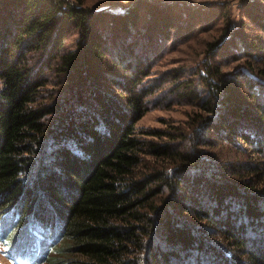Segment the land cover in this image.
I'll return each instance as SVG.
<instances>
[{"label": "trees", "instance_id": "obj_1", "mask_svg": "<svg viewBox=\"0 0 264 264\" xmlns=\"http://www.w3.org/2000/svg\"><path fill=\"white\" fill-rule=\"evenodd\" d=\"M178 1L16 0L6 25L7 8L0 237L10 247L21 229L47 264H264V19L254 0H240L242 17L227 16L197 63L163 80L192 107L184 126L136 128L160 84L156 57L200 24Z\"/></svg>", "mask_w": 264, "mask_h": 264}, {"label": "rangeland", "instance_id": "obj_2", "mask_svg": "<svg viewBox=\"0 0 264 264\" xmlns=\"http://www.w3.org/2000/svg\"><path fill=\"white\" fill-rule=\"evenodd\" d=\"M10 1V2H9ZM16 0H5L7 7L4 2L0 0V33L5 30V19L4 13H7V8L10 10L12 8L11 18H7L6 25L10 23L14 14H17L20 6L17 7L14 3ZM91 6L97 7H116L117 5H123L126 0H85ZM187 1L193 5L192 10H195L196 20L200 22L194 29L193 34L188 39H178L174 43L167 42L166 48L164 51H161L160 54L156 57L154 61V66L152 70V76H158L159 86L156 92L153 95L149 96L150 102L148 103V110L146 113L137 121L136 128L139 132H146L152 128H160L168 126V124H175L179 126H184L185 121L188 118V114L191 111L192 107L185 103L180 97L176 94H169L168 80L166 79L167 74L175 71L180 72L181 66H191L198 62L199 58L202 57V50L206 47V42L213 38L214 35L219 33L220 25H223L226 21L227 16L229 20L237 22L239 18L242 17L243 11L239 8L241 1L240 0H179ZM255 10H262V12L257 13L259 18L264 19V0L256 2ZM203 8V9H201ZM224 13V17H219V13ZM193 14V17L195 16ZM185 16L184 18H187ZM191 21V18L188 19ZM186 20V21H188ZM4 27V29H3ZM124 35V34H123ZM123 35L118 38L121 40ZM72 42V41H71ZM70 40L67 41L68 47L71 45ZM49 88V87H48ZM53 91V89H51ZM144 138L146 135H141ZM148 138H151L148 136ZM34 172L30 175H24L26 183L29 185ZM31 178V179H30ZM2 220L0 221V225ZM34 232L38 230V227L33 228ZM22 230H18L14 235L13 248L10 247L7 241L5 240V245L7 247L6 253L12 257H8L4 253L5 246L2 245L3 241L0 237V264H36L35 258H31V255L24 254L22 247L27 249L29 244H33L36 241V237L33 232L30 230L28 233L29 237L24 236V240L19 239ZM14 234V233H13ZM27 244V245H26ZM26 245V246H25ZM53 253H51L52 255ZM47 258V257H46ZM39 264H47V261L39 262Z\"/></svg>", "mask_w": 264, "mask_h": 264}]
</instances>
